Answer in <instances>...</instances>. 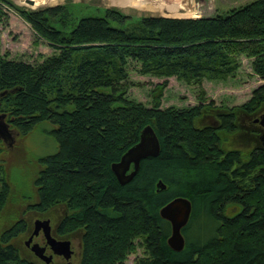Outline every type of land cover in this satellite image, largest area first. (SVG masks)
I'll return each instance as SVG.
<instances>
[{"label": "trees", "instance_id": "trees-1", "mask_svg": "<svg viewBox=\"0 0 264 264\" xmlns=\"http://www.w3.org/2000/svg\"><path fill=\"white\" fill-rule=\"evenodd\" d=\"M3 4L31 23L37 44L42 38L55 49L37 63L0 53V113L22 135L53 124L59 148L40 158L38 200L29 208L62 206L56 232L78 235V264H126L139 246L145 252L137 264H264V145L260 135L244 148L231 141L238 131L253 132L240 120L263 114L264 83L233 106L216 103L204 85L235 75L242 55L264 79V0L212 16L133 18L112 7L78 20L67 4L27 10L0 0V23ZM132 62L139 73L164 78L151 105L127 95ZM172 76L199 86L198 104L161 107ZM208 117L215 119L200 123ZM147 125L160 153L142 159L122 184L112 164ZM0 185V264H38L14 241L30 230L27 221L2 226L11 193L2 166ZM177 196L193 204L182 250L170 246L171 224L160 214ZM230 204L240 205L233 215Z\"/></svg>", "mask_w": 264, "mask_h": 264}, {"label": "rangeland", "instance_id": "rangeland-1", "mask_svg": "<svg viewBox=\"0 0 264 264\" xmlns=\"http://www.w3.org/2000/svg\"><path fill=\"white\" fill-rule=\"evenodd\" d=\"M12 1L27 10L67 4L72 8L75 20H78L85 15L102 14L106 8L112 7L122 10L133 18L147 14L190 17L197 13L199 14L198 17L212 16L217 12H224L231 7L246 4L252 0H134L145 2L144 4L150 6L147 8L138 7L134 3L123 6L109 0H51L36 7H33L29 0H26L28 3L25 0ZM124 1L127 2V0ZM2 7L7 16L4 22L0 23L1 54L8 55L9 58L37 63L44 56L55 52V49L46 40L39 38V43L35 42L37 35L31 23L22 17L16 9L8 6V4H3ZM240 60L241 64L235 75L226 79L205 78L204 85L207 88L208 96L214 99L216 103H224L229 106L243 104L251 98L253 90L264 83V79L252 69V58L242 55ZM129 70L130 76L126 85L128 97L151 105V90L164 78L139 73L136 62L130 64ZM198 93L199 86L190 85L186 81L172 76L169 78V84L164 92L161 107L165 108L171 105L178 107L194 106L199 103ZM263 115L264 112L263 114L257 112L249 116L242 115L240 121L246 126H250L253 132L246 134L243 131H238L231 135V141L243 148L247 147V144L251 143V139L258 138L264 132V125L260 121L263 119ZM214 119L208 117L200 123L204 124ZM8 128L10 134L5 137L0 136V166L5 169V175L11 187V193L1 214L2 226L8 227L16 220L24 218L30 229L34 226L35 219L40 216H51L55 224L58 225L61 219L62 206L54 207L45 213L29 208L38 200L34 181L42 167L40 158L55 153L59 148V142L51 131L53 124L44 121L26 135L20 134L16 129H11L9 123ZM178 165H182V162L178 161ZM239 208L240 205L230 204L226 212L233 215ZM28 236L29 231H26L19 234L14 241L25 255L36 260L38 264H50L37 257L32 249H29L26 245ZM72 237L74 238L67 239L71 240L72 248L76 253L74 252L75 254L73 253L69 259L71 260L69 264H78L80 239L77 234ZM144 252V248L139 246L136 252L129 254L126 264H137V258ZM33 254L40 260L35 258ZM67 261L65 257L64 259L56 258L53 264H68Z\"/></svg>", "mask_w": 264, "mask_h": 264}, {"label": "water", "instance_id": "water-1", "mask_svg": "<svg viewBox=\"0 0 264 264\" xmlns=\"http://www.w3.org/2000/svg\"><path fill=\"white\" fill-rule=\"evenodd\" d=\"M32 3V0H29ZM261 123L264 125V115L262 116ZM257 121L259 119H256ZM10 131L8 124L5 120V114L0 113V136L5 137L9 135ZM264 145V133L260 135ZM161 144L160 139L151 125H147L141 133L140 140L131 146L121 157L119 161L112 164V169L116 174L118 180L125 184L133 179L139 170L141 160L149 157L156 156L160 153ZM128 170H131L128 172ZM159 186L165 188V184L159 181ZM193 210V204L189 197L177 196L166 203L161 209L160 214L163 218L167 219L171 224V234L168 238L170 246L175 250H182L185 246L186 239L183 233V228L189 222ZM43 230L47 244L53 249L54 253L62 254L65 258L70 259L74 250L71 246L70 239H58L51 233L50 219L37 218L34 222V230L31 236L26 240V245L42 259L50 262L53 254L47 255L45 253L46 247L40 245L38 242L31 243L34 234H38Z\"/></svg>", "mask_w": 264, "mask_h": 264}, {"label": "flooded vegetation", "instance_id": "flooded-vegetation-1", "mask_svg": "<svg viewBox=\"0 0 264 264\" xmlns=\"http://www.w3.org/2000/svg\"><path fill=\"white\" fill-rule=\"evenodd\" d=\"M54 208V207H53ZM38 218H50L51 220V233L53 236H55L56 238L58 239H67V238H72V237H69L67 235H59L57 232H56V229L58 228V225L55 224V222L53 221V218L51 216H40ZM37 219V218H36ZM35 219V220H36ZM33 230H34V226L30 228L29 230V236H31V234L33 233ZM34 242H38L40 245L42 246H45L46 247V250H45V253L48 254V255H51L53 254V258H52V261L53 262L56 258H60V259H64L63 255H60V254H54L53 253V250L51 249L50 245L47 244V240H46V237H45V234L43 232V230H40V232L38 234H34L33 236V240H32V244ZM28 246V245H27ZM30 248V246H28ZM31 249V248H30ZM76 253V251H74ZM74 253V254H75ZM50 262V263H51ZM71 262V261H70ZM70 262L67 261V263L69 264Z\"/></svg>", "mask_w": 264, "mask_h": 264}, {"label": "bare ground", "instance_id": "bare-ground-1", "mask_svg": "<svg viewBox=\"0 0 264 264\" xmlns=\"http://www.w3.org/2000/svg\"><path fill=\"white\" fill-rule=\"evenodd\" d=\"M26 1V0H25ZM51 0H32V6L33 7H36V6H39V5H41V4H45V3H48V2H50ZM53 1V0H52ZM106 1H108V0H106ZM110 2H112V3H118L119 5L121 4V5H123V6H127V5H129L130 3L132 4V3H134L136 6H138V7H144V8H147V7H150L148 4H144L145 2H136V1H134V0H127V2H125L124 0H109ZM27 2V1H26ZM153 2V1H152ZM28 3V2H27ZM163 8L165 7V6H162ZM165 10V9H164ZM8 124V123H7ZM10 134V133H9ZM131 170H128V172H130ZM114 172V171H113ZM71 246H72V242H71ZM52 249V248H51ZM53 250V249H52ZM74 250V249H73ZM33 251V250H32ZM34 252V251H33ZM35 253V252H34ZM53 253H54V251H53ZM74 253V252H73ZM54 254H56V253H54ZM35 255H36V253H35ZM48 255V254H47ZM60 255H62V254H60ZM73 255V254H72ZM37 257H39L38 255H36ZM64 256V255H63ZM65 257V256H64ZM72 257V256H71ZM39 258H41V257H39ZM42 259V258H41ZM65 259H67V258H65ZM44 260V259H43ZM67 260H69V259H67ZM52 261V260H51ZM50 261V262H51ZM47 262V261H46ZM50 262H47V263H50Z\"/></svg>", "mask_w": 264, "mask_h": 264}, {"label": "crops", "instance_id": "crops-1", "mask_svg": "<svg viewBox=\"0 0 264 264\" xmlns=\"http://www.w3.org/2000/svg\"><path fill=\"white\" fill-rule=\"evenodd\" d=\"M166 16V15H165ZM170 16V15H169ZM249 131V130H248Z\"/></svg>", "mask_w": 264, "mask_h": 264}]
</instances>
